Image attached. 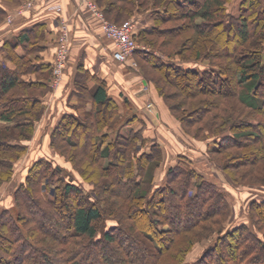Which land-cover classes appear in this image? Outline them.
I'll return each instance as SVG.
<instances>
[{
	"label": "trees",
	"instance_id": "16d2710c",
	"mask_svg": "<svg viewBox=\"0 0 264 264\" xmlns=\"http://www.w3.org/2000/svg\"><path fill=\"white\" fill-rule=\"evenodd\" d=\"M94 1L104 15L115 22L151 7L154 24L144 27L137 37L154 46L155 43L147 35L164 36L165 32L158 29V24L167 21L168 12H171L188 20L194 31L193 37L186 40L187 50L202 46L219 52L218 48L223 45L227 46L226 52H234L233 63L211 62L202 67H198L197 60L203 56L199 49L195 61H191L193 64L147 55L149 63L161 73L154 78L146 77L156 84L160 95L173 112L184 107V104L170 103L171 97L165 94L162 81L166 86H178L184 91L204 86L223 97H237L239 110L229 108L224 100L222 110L214 112L213 118L205 122V128L219 137L213 138L215 142L209 150L211 156L223 146L227 148L225 144L230 140L234 146H238V138L264 136L262 119H252L255 115L264 116V3L261 0H241L235 13L229 9L232 0ZM220 26L222 30L218 29ZM220 35L226 38L224 42ZM8 56L16 61L14 67H9L0 60V186L12 179L15 163L28 150L24 141L32 138L36 122L44 112L43 97L47 82L40 79L27 80L23 76L27 72L51 69L48 64L33 65L26 57H17L12 50L8 51ZM230 72L236 73L241 88L235 87ZM90 79L96 80L98 84L96 91L90 94L93 101L91 112L85 116L64 115L51 135V147L74 166L84 181L66 173L64 167L54 160L42 157L30 165L25 180L14 194L16 208L23 211L24 206L27 207L37 231H43L59 241L58 249L64 254L60 264H187V254L197 242L205 238L212 242L192 264H264V199L253 200L250 204L251 225L241 223L224 231L221 224L230 216L229 200L215 182L206 179L190 164L179 162L170 167L166 182L156 186L153 172L147 177L146 169L149 161L159 158L155 155L156 149L159 150L158 145H152L151 153H147L143 151L148 142L144 128L127 134L121 131L119 105L108 96L106 82L83 66L76 79L80 93L88 94L87 83ZM204 102H209L212 107L217 106L214 100ZM210 109L208 107L207 111ZM178 118L185 126L184 118ZM238 128L250 132L238 133ZM11 129L15 130L14 135ZM230 131L232 134L225 135V132ZM61 139L66 142L62 143ZM257 152L254 150L252 155L259 159ZM227 167L224 165L226 171ZM228 173L234 178L230 171ZM101 175H117L114 180L121 189L118 198L127 202L128 219L134 220L131 226L126 227L122 211L116 209L119 199L114 197L119 194L114 191L112 193V180L101 183ZM85 182L95 187L97 198L102 197L104 206L100 200L91 197ZM175 182H182L185 188L176 203H168L170 211L165 212L162 205L167 201L165 196L178 192ZM34 192L39 196L36 197ZM45 192L51 194L48 200ZM108 196L114 198L110 205L107 203ZM79 197L83 202L76 200ZM47 204L56 210L68 209V214L63 213L65 218L69 216V224L48 223L45 214L47 210L44 208ZM136 205L139 209H133ZM171 212L177 213L179 218ZM218 214L221 218L215 219V223H221V226L215 227L214 223L209 222ZM38 215L44 218L38 219ZM106 218L115 219L118 223L102 232V222ZM26 221L27 218L24 214L20 215V212L16 216L9 208L0 210V238L10 242L9 247H0V264H12L9 262L13 260V264H57L49 250L38 245L36 230L27 227ZM166 223L168 226H165ZM135 231H139L143 239ZM18 241V245L14 246ZM147 241L155 251L145 252L148 249L143 244H148ZM113 243L118 244V251L125 245L128 248L119 259L110 260L104 249ZM132 244H137L138 248H133ZM51 250H55V246L52 245ZM16 251L21 253L18 255ZM6 253L11 255L8 261L5 259ZM92 257L96 261L91 262Z\"/></svg>",
	"mask_w": 264,
	"mask_h": 264
},
{
	"label": "crops",
	"instance_id": "0c3cea01",
	"mask_svg": "<svg viewBox=\"0 0 264 264\" xmlns=\"http://www.w3.org/2000/svg\"><path fill=\"white\" fill-rule=\"evenodd\" d=\"M24 1L0 0V60L3 64L15 66L16 60L8 56V51L12 50L17 57L24 56L33 65L48 64L52 67L59 46L56 35L61 32L64 22L69 25L71 41L62 85L56 92L46 93L43 97V115L36 124L32 138L24 141L28 150L19 159L13 180L18 179L20 185L30 165L42 157H48L68 168L70 162L51 147V135L64 115L85 116L91 112L93 101L90 94L96 91L98 84L96 80L90 79L87 83L88 94L80 93L76 79L82 66L106 82L108 96L119 105L121 131L127 134L144 128V134L151 142L146 143L143 151L151 153L152 145H158L159 151H162L161 162L153 173L156 186L166 182L170 167L179 162L190 164L201 175H206V179L210 178L207 176L211 173L205 169L206 164L198 160V154L207 152L206 142L191 141L185 137L180 122L171 114L155 87L147 93L142 91V83L146 79L142 77L140 69H134L114 57L115 43L104 33L102 19L90 4L94 0L35 1L32 9L21 11ZM237 1L238 11L241 0ZM261 1L264 3V0ZM11 14L14 18L9 21L8 16ZM145 16L147 23L152 21L151 16ZM147 23L141 28L150 25ZM41 71L46 70L29 73L32 76L25 79L32 77L36 80ZM43 78L45 80L39 79L49 81V75L43 74ZM149 100L154 102L153 107H148Z\"/></svg>",
	"mask_w": 264,
	"mask_h": 264
},
{
	"label": "rangeland",
	"instance_id": "374dc122",
	"mask_svg": "<svg viewBox=\"0 0 264 264\" xmlns=\"http://www.w3.org/2000/svg\"><path fill=\"white\" fill-rule=\"evenodd\" d=\"M28 1H30V0H26L22 3L21 11L30 10L33 8L35 2L33 3V5L31 7H28L26 5ZM35 1H40V0H35ZM93 2L97 4V2H95V1H93ZM237 2H238L237 0L231 1V5H229V9L232 12L237 11L236 10L237 9V4H236ZM98 8L102 12V9L99 6H98ZM172 14L173 13L168 12L169 19L167 21H163V22L158 24V29L159 30L162 29V31L165 32L164 36H161L160 34L149 35V36L147 35V37L151 38L152 41L155 43V46L148 43L143 38L137 37L138 34L136 35V41L138 42L139 45H141V47H144L145 49L137 50L135 53L132 54L131 59H129L127 62H125L127 65L131 66L134 69H140L139 72L141 73L142 77L144 79H146L145 81H147L149 83L147 90L143 89V83H142L141 88H142V91H144V93L150 92L151 88L154 86L157 93L160 95V92H159L156 84L148 78V77L154 78L156 76H160V73H161L159 71V69L153 67L152 64L149 63L150 60L147 59V55H149V54H152L154 57H157V59L161 57L162 59H167V60H171V61H177V62L187 61L188 63L193 64V62H191V61L196 59L195 54H196V51L199 49L203 53V56L199 60H197V61H199L198 67H202L203 64L209 65V64H211V62L233 63V61L235 60V57L233 54L234 52H232V53L226 52L225 50H226L227 46H223V45L218 48V49H220L219 52L211 51L208 48H204L202 46H200L199 48L193 49V50H187V48L185 47L186 40L188 41L190 39V37H193L194 31L191 28L188 20L183 19V18L179 17L178 15H174V14L172 15ZM103 15H104V13H103ZM145 15L152 17L151 7H150V9H147V10H141V12H137L134 16L129 17L127 19H123L119 22H115L113 20H110L109 18L106 17V15H104V17L107 20L113 21V22L118 23V24L126 23L128 21H134L137 24V30L139 33V31L142 30L141 27H143L144 25H146L145 23H147L146 22L147 18H145L146 17ZM152 21L148 22L147 25L148 24H150L149 26L153 25L154 20L152 19ZM218 29L222 30V27L220 26V27H218ZM220 37L222 38V41L223 40L225 41L226 38L223 37V35H220ZM56 39H57V35H56ZM163 39L166 41H164L162 43ZM70 41H71V35H70ZM188 44H189V42H188ZM160 48H162V49H160ZM69 52H70V45H69V49H68V57H69ZM215 53L218 55H216ZM239 53H241V51ZM67 66H68V61H67ZM67 66H66V68H67ZM65 71H66V69H65ZM65 71L63 73L64 76H65ZM30 73H32V72H30ZM28 74H29L28 72H27V74H24V76H23L24 79L27 76L28 77L32 76V74L31 75H28ZM43 74L49 75V81L47 82L48 87H47L45 92L46 93L56 92L58 90V88H60L62 83L60 85H57V86L53 85V80H54V68H53V66L49 70L47 69L46 71H41L40 73H38L36 79L40 78V79L45 80L43 78ZM229 75H230V78L235 82V87L239 86V88H241L242 86H240L238 81H237L236 73L230 72ZM64 76H63V79H64ZM146 76H148V77H146ZM31 79L35 80L32 77H31ZM162 85H163L165 94H167V96L169 98L171 97L170 103L177 104L178 102H180V103L184 104V107L179 108L177 110V112H173L169 107L168 108H169L171 114L180 122L181 132L185 137H187L188 139L190 138L191 141H199L200 140V141L206 142L207 152L203 155L198 154V160L200 162H202V160H203L204 164H206L205 169L211 173V175H207L208 177H210L208 180L215 182L217 184V186L219 187V189L225 193V196L227 197V199L230 202L231 211H230L229 218L223 220L222 224L221 223H219V224L215 223V219L221 218V216L218 214V215H215L216 218L214 217V220L213 219L210 220L209 223H214L215 227L222 225L224 231H226L227 229L232 228L238 224H241V223H247V224L251 225L252 222H251V216L249 214V206L253 200L264 199V150L261 149V148H264V136L262 135L261 138H257L253 135H249V136L238 138V141L236 142V144L238 146H234L233 145L234 143L230 140V141H228L227 144H225L228 147L225 148V146H223V148L220 149L219 152H217V153L213 152L212 153L213 158H212L209 150H210V147L215 142L214 137H217V136L212 135L205 128V122H207V120H210L211 118H213L212 116H213L214 112H218V111L222 110L224 100L226 101V104L227 103L229 104V108H233V109L235 108V109L239 110L240 103H239L237 97L233 96V95H227V96L223 97L219 94H215L214 92H210L204 86H196V88H194V89L189 88V90H185V91H189V92H185L184 90L180 89L178 86H174V85L166 86V85H164L163 81H162ZM184 93H186V95H184ZM160 97H162V96L160 95ZM162 99H163V97H162ZM209 100H214V103H216L217 106L212 107V106H210L209 102L208 103L204 102V101H209ZM163 101H164V99H163ZM85 102H87V100ZM164 103H165V101H164ZM148 104H151L148 107L154 106V102L152 100L147 101V105ZM208 107H211V109L209 111H207ZM44 109H45V105H44ZM246 113H248V112H246ZM175 114L178 115L179 117L184 118L185 126H184L183 122L181 121V119H179L178 116H176ZM244 116L247 117V114H245ZM255 118L262 119L261 121L264 123V116L263 115H262V117L257 116V115L252 117V119H255ZM36 124H37V122H36ZM35 127H36V125H35ZM185 127H187L186 128L187 130L185 129ZM256 130H259V128H257ZM236 131L238 133L247 132V131L250 132L249 130L243 129V128H238V130H236ZM10 132L13 135L15 134V130H13V129H11ZM228 133L232 134V132L230 131V132H225V135ZM85 137L86 136L84 134L83 138H85ZM217 138H219V137H217ZM61 141H62V143L66 142L65 140H62V139H61ZM148 141L151 142V139ZM69 149L70 148H68V150ZM254 150H258L257 155H259V159H258V157L256 159L255 156L252 155ZM155 155L159 156V158L155 157V159H158V161L155 159H154V161H152V160L149 161V166L146 169V171H147L146 176L147 177L149 176V174L151 172L154 173V170L156 169V167H158V164L161 162L162 151H159L158 149H156ZM199 155H201L202 157H200ZM78 160H79V158H78ZM18 162H20V161L18 160L15 163V167H16V165L18 166V164H19ZM224 165L228 166L227 167L228 171H230L233 174L235 179L232 178V176L228 173V171H226V169L224 168ZM61 166L63 167V165H61ZM90 166L92 167L93 164H91ZM15 167H14V173L16 171ZM64 171L66 173L73 175L76 179L77 178L83 179L81 175H77L78 173L71 163L69 164L68 168L64 166ZM203 176L205 177L206 175H203ZM19 177H20V175H19ZM115 177H117V175H111V177H109L107 175L105 177H103V175H101V176H99V181H101V183H103V182L106 183V182H110L112 180V182H110L112 193L114 191L115 193L119 194V195H117V197L116 196L114 197V198H116V200L119 199V202L116 205L117 206L116 209L119 211H122L121 213L124 217V219H123L124 223H126V227H128V225L131 226L130 223L133 222L134 220L128 219L129 218L127 216L128 212L126 210L127 202L125 201V199L118 198V196H121L120 195L121 189L118 186L119 185L118 182L116 183V181L114 180ZM12 180L13 179H11L8 182L7 181L4 182L0 186V210L2 208H9L16 214V216L19 214V212H20V215L24 214L25 217L27 218V221H26L27 227L36 230L35 232L37 233L36 238L38 239V245L46 251L49 250L51 257H53L56 260L57 264L62 263V259H63L62 257L64 254L62 255L58 249L60 247V245H58L59 241L57 239H56L57 241H55L54 240L55 238L47 236L46 233H44L43 231L42 232L40 230L37 231V229H36L37 226L35 225V222L31 218L32 214H30V212L27 211V207L24 206L23 211L19 210V208H16V201H15V196H14L15 193H13V190L15 187H16L15 191L18 189L19 183H17L18 179L13 180V181ZM79 181H81V180H79ZM83 181H84V179H83ZM178 181H180V180H178ZM85 184L87 186L86 190L88 192H90L92 195L91 197L94 198L95 200L98 199L97 198L98 195H97V191L95 190V187L92 184H90V186H89L86 182H85ZM55 185H58V183H56ZM174 185L176 186V188H178L177 189L178 192H174L172 194L165 196V199L167 201L163 202V204H162L165 212L170 211L168 203L169 202H170V204L176 203L178 201V198H180V195H181L180 193H182L183 189L185 188L184 184H182V182L181 183L175 182ZM44 194H45L46 200H48L51 196V194L49 192H45ZM35 196L37 197V196H39V194L36 192ZM108 198H109V200L107 201V203H109V205H110V202L113 201L114 198H110V196H108ZM76 200L83 202V200L80 197L77 198ZM98 200H100V202H102V204L104 206L105 202L103 201L102 197L101 198L99 197ZM67 201L69 202V199H67ZM58 205L61 206L60 204H58ZM47 206L44 208L47 210L45 214L47 215V222L48 223L51 224V223L55 222V224H57V225L69 224V222H70L69 216H68V218L67 217L65 218L66 215H64V213L68 214V211H69L68 209H65L63 211V210H56L57 208H55L54 206H50L48 204H47ZM167 206H168V209H167ZM110 208H112V207H110ZM48 209L51 210L50 214L48 213ZM133 209H139V206H137V205L133 206ZM219 212L221 213L222 209H220ZM172 215H176V217L179 218L177 213H175V214L172 213ZM36 217H38V219L44 218L43 215H38ZM102 223H103L102 224L103 226H102L101 230L103 232L104 230H107L112 225H114L118 222L115 219L106 218ZM165 226H168L167 223L165 224ZM100 234H101V232H100ZM135 234L140 235V237H142V239H143V236L141 235V233H139V231H137V232L135 231ZM9 236H10V234H9ZM216 237H214V238H216ZM211 242L212 241L208 240L207 238L197 242L194 245V247L192 248V250L187 254V258H186L185 263L192 264L195 260H197V258L203 254V252L211 244ZM18 243H19V241L16 242V244H14V246L18 245ZM146 243H148V244H143L148 249V250H145L146 253L149 251H150V253L152 251H155V249L153 248V246L150 242L147 241ZM52 245L55 246V250H51ZM117 245L115 243H113V244L109 245L108 247H105V249H104V253L106 254V256H110L109 257L110 260L114 259V258L119 259V257L122 256L123 252L126 251L128 248V246L125 245L126 247L119 248L120 250L118 251ZM1 246L9 247L10 242L5 241L2 238H0V247ZM132 246H133V248H135V246H136V248H138L137 244H135V245L132 244ZM9 253L5 254L6 255L5 259L7 261L11 259L10 258L11 255ZM15 253L19 255L21 253V251H16ZM94 260L96 261V259L93 257L90 259L91 262ZM13 261L12 262L10 261L9 263L13 264ZM28 262L29 261H27V263ZM37 264H41V262H37Z\"/></svg>",
	"mask_w": 264,
	"mask_h": 264
},
{
	"label": "built area",
	"instance_id": "2783aa9c",
	"mask_svg": "<svg viewBox=\"0 0 264 264\" xmlns=\"http://www.w3.org/2000/svg\"><path fill=\"white\" fill-rule=\"evenodd\" d=\"M47 1V0H40ZM35 0H30L27 2V6L31 7ZM92 8L96 14L102 19V26L104 33L107 37L112 39L115 43L114 57L122 62H127L131 59L132 54L137 50L145 49L141 47L136 41V35L138 34L137 24L134 21H128L126 23L118 24L113 21L107 20L101 10L98 8L97 4L90 2ZM13 16L9 15L8 20L12 21ZM57 41L59 43L56 56L53 61L54 68V80L53 85H60L63 81V73L67 66L68 61V49L70 45V29L69 25L64 22L61 28V32L57 34ZM149 83L147 81L143 82V89H148ZM151 104H148L150 106Z\"/></svg>",
	"mask_w": 264,
	"mask_h": 264
}]
</instances>
